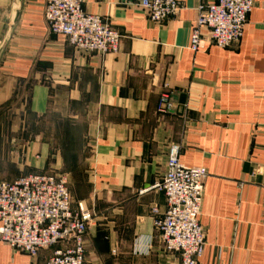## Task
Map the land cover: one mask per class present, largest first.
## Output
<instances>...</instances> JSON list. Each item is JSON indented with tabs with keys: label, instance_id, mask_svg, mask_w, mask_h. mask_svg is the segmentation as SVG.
Here are the masks:
<instances>
[{
	"label": "crops",
	"instance_id": "1",
	"mask_svg": "<svg viewBox=\"0 0 264 264\" xmlns=\"http://www.w3.org/2000/svg\"><path fill=\"white\" fill-rule=\"evenodd\" d=\"M14 1L0 0V41ZM180 1L176 17L155 23L134 0H83L121 35L117 53L86 55L49 32L45 0H20L0 47V179L63 175L73 204L93 215L88 264H180L151 214L165 208L150 187L172 144L180 162L207 171L199 264H264V0H254L237 45L218 48L204 30L197 52L198 7L214 0ZM51 250L30 257L0 242V264H43Z\"/></svg>",
	"mask_w": 264,
	"mask_h": 264
},
{
	"label": "built area",
	"instance_id": "2",
	"mask_svg": "<svg viewBox=\"0 0 264 264\" xmlns=\"http://www.w3.org/2000/svg\"><path fill=\"white\" fill-rule=\"evenodd\" d=\"M134 1L155 23L176 17L184 8L180 0ZM253 6L254 0H214L200 5L189 49H203L204 30L218 48L237 45ZM43 16L49 32L63 37L79 53L119 51L120 33L106 19L85 12L83 0H45ZM171 106L163 96L158 111L165 113ZM179 152L178 145L169 146L165 171L150 187L162 192L165 199L162 212L151 209L153 229L164 251L177 254L180 264H199L206 243L199 216L207 171L184 165ZM92 219L82 203L73 204L61 174L40 172L12 181L0 179V242L30 257L52 249L43 264H88L85 234ZM260 223L264 227V206Z\"/></svg>",
	"mask_w": 264,
	"mask_h": 264
},
{
	"label": "rangeland",
	"instance_id": "3",
	"mask_svg": "<svg viewBox=\"0 0 264 264\" xmlns=\"http://www.w3.org/2000/svg\"><path fill=\"white\" fill-rule=\"evenodd\" d=\"M56 132H55V138H56V141L55 142H53V144L55 145V146H59V145H61V147L62 146H64V142L63 141H61V139H62V137H63V128L61 127H59V129L56 127ZM78 149L76 148V151H77ZM77 154V153H76ZM78 161H79V157H77L76 159H74V161L72 162V160L71 159H64V162H65V164H67L66 166H67V168L69 167V164H70V162H72V164H71V167H72V169H74V163L76 162V164L78 163ZM75 166H77V165H75ZM68 170H70V169H62V170H59L58 172H65V173H67V175H70V173H69V171Z\"/></svg>",
	"mask_w": 264,
	"mask_h": 264
},
{
	"label": "water",
	"instance_id": "4",
	"mask_svg": "<svg viewBox=\"0 0 264 264\" xmlns=\"http://www.w3.org/2000/svg\"><path fill=\"white\" fill-rule=\"evenodd\" d=\"M20 7V0H15L12 7H11V13H10V24L9 27L6 31V34L4 36V38L2 39V41H0V47L9 39L10 34H11V29L14 23V19L16 16V12Z\"/></svg>",
	"mask_w": 264,
	"mask_h": 264
}]
</instances>
